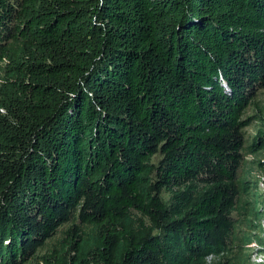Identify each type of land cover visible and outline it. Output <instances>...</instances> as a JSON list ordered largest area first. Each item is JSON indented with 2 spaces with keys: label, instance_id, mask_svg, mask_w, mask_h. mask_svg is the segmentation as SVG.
<instances>
[{
  "label": "trees",
  "instance_id": "obj_1",
  "mask_svg": "<svg viewBox=\"0 0 264 264\" xmlns=\"http://www.w3.org/2000/svg\"><path fill=\"white\" fill-rule=\"evenodd\" d=\"M263 89L264 0H0V264L264 253L232 216Z\"/></svg>",
  "mask_w": 264,
  "mask_h": 264
},
{
  "label": "rangeland",
  "instance_id": "obj_2",
  "mask_svg": "<svg viewBox=\"0 0 264 264\" xmlns=\"http://www.w3.org/2000/svg\"><path fill=\"white\" fill-rule=\"evenodd\" d=\"M258 100L262 107H264V89L259 93ZM248 114H252V111H248ZM258 125L256 123H252L247 129H246V144H249L252 140V137L254 136ZM260 160H264L263 154L252 156L249 154H245L243 165L239 171V177L240 180H247L251 183V193L249 196L242 195L240 196L238 200V208L233 213V219L238 222L239 231L236 232V236L239 240L243 238V236H248L252 234H256L263 238V235L260 231V222L261 220L257 215L258 210V203L259 206L262 201V197L264 198V194H261L257 191V188L259 190V182L262 176H264V168H260L257 163L260 162ZM258 186V187H257ZM257 187V188H256ZM260 191V190H259ZM262 192V190H261ZM253 193V194H252ZM254 193L259 195V198L256 197L258 203H255ZM252 194V195H251ZM261 196V197H260ZM253 225H257V228H253ZM68 225L60 228L57 232V234L48 240L45 243V246L39 250L38 256H43L45 254H48L53 250L54 248H58L59 241L64 238V231L67 229ZM238 246H243V242H237ZM248 246V245H247ZM247 246L244 249L235 248L233 250L232 256L236 258V261L239 264H252L251 259L252 257L258 252L257 248L261 250V247H259L256 243H251L250 248H247ZM38 260L31 261L27 264H38Z\"/></svg>",
  "mask_w": 264,
  "mask_h": 264
},
{
  "label": "built area",
  "instance_id": "obj_3",
  "mask_svg": "<svg viewBox=\"0 0 264 264\" xmlns=\"http://www.w3.org/2000/svg\"><path fill=\"white\" fill-rule=\"evenodd\" d=\"M258 187V186H257ZM256 187V188H257ZM260 190V191H259ZM259 190L257 188V191L264 194V176L261 177L260 179V182H259ZM262 190V192H261ZM261 233L263 235V238H264V222L261 223ZM259 249L257 248V252L258 254L256 253L252 259H251V263L252 264H264V253H261L258 251Z\"/></svg>",
  "mask_w": 264,
  "mask_h": 264
},
{
  "label": "clouds",
  "instance_id": "obj_4",
  "mask_svg": "<svg viewBox=\"0 0 264 264\" xmlns=\"http://www.w3.org/2000/svg\"><path fill=\"white\" fill-rule=\"evenodd\" d=\"M262 194V193H261ZM264 222V220H261L260 222V231H261V223ZM262 232V231H261ZM264 239V238H263ZM259 251V250H258ZM260 252V251H259Z\"/></svg>",
  "mask_w": 264,
  "mask_h": 264
}]
</instances>
